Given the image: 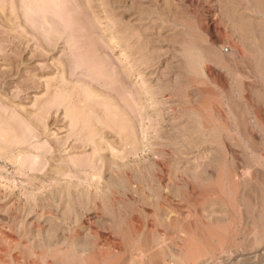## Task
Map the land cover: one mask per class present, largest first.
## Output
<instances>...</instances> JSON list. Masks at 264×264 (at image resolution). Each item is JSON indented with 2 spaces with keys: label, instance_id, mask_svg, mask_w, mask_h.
<instances>
[{
  "label": "rangeland",
  "instance_id": "obj_1",
  "mask_svg": "<svg viewBox=\"0 0 264 264\" xmlns=\"http://www.w3.org/2000/svg\"><path fill=\"white\" fill-rule=\"evenodd\" d=\"M263 80L264 0H0V264H56L95 212L132 264L116 228L179 207L196 264H258Z\"/></svg>",
  "mask_w": 264,
  "mask_h": 264
},
{
  "label": "bare ground",
  "instance_id": "obj_2",
  "mask_svg": "<svg viewBox=\"0 0 264 264\" xmlns=\"http://www.w3.org/2000/svg\"><path fill=\"white\" fill-rule=\"evenodd\" d=\"M234 50H236L242 58L246 57V54L241 49V47L238 46ZM227 59L228 58H226V60ZM232 68L234 67L232 66ZM251 159L253 161V158ZM156 164H159V162H156ZM228 175L229 174H227V176ZM237 177L238 175L236 176V178ZM187 184H188V192L186 196H188L189 198V195L192 194L191 191L193 190V185L191 182H187ZM179 208H177L175 211L157 215L156 222L152 225V229L151 228L149 229L147 235H143L142 230L138 227H137V231L133 232L132 234L129 233L127 229H124L122 227L118 229L116 228L117 230L116 233L121 237L123 241H125L128 244L129 253L132 254L131 255L132 264H196L199 256H206V254L201 255L202 247H200L198 243L201 238L204 240L206 239L208 240V237L210 236V231L203 230L202 228H200V225H199L200 222L195 220V216L190 210H188L187 212H181ZM80 217L81 219H84L82 224L83 225L87 224L89 226L88 227L89 236L91 237V240H85L84 242L79 241L77 239L78 238L77 235L80 234V232L77 230L75 232L74 239L71 242L66 241V240H56V241L49 242L48 245L45 247V250H46L45 255L47 257L54 258L56 261L55 262L56 264H115L111 262L110 260L111 254L115 250H120L119 252L121 253L123 250V247L120 243L111 242V239L107 237L104 234V232L98 230L101 227L99 226V224H101L100 221H103L105 219L104 216L101 215L99 212H95L93 215L81 214ZM103 229L108 231L110 235L114 234L112 232V228L110 227H106ZM261 237L262 236H260V238ZM219 239L221 240V238ZM105 247H108L109 249L106 250ZM34 255L36 256V258L34 259V264L38 263L37 259L42 260V256L40 252L37 251L34 253ZM238 256L239 255H237L236 257ZM255 256H254L255 259H260L259 260L260 262L258 264L264 263V258H260L256 254ZM241 257L242 256H240V258ZM233 259H234L233 256L229 257L228 259L225 258V260L222 261L220 264H234ZM125 260H126V257H125ZM251 261L252 260H249L243 257V259H241L238 264H250Z\"/></svg>",
  "mask_w": 264,
  "mask_h": 264
}]
</instances>
